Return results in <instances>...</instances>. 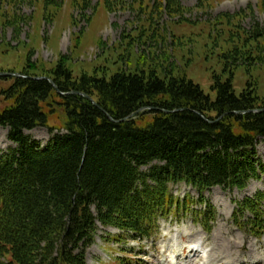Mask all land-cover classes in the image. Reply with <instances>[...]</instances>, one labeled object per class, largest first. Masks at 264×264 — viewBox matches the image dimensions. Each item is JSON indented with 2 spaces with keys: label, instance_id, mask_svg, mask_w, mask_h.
<instances>
[{
  "label": "trees",
  "instance_id": "1",
  "mask_svg": "<svg viewBox=\"0 0 264 264\" xmlns=\"http://www.w3.org/2000/svg\"><path fill=\"white\" fill-rule=\"evenodd\" d=\"M254 34L264 37V28ZM237 55L238 48L225 55L227 66L239 64ZM23 75L4 91L10 104L0 111L15 145L0 151V260L7 264H86L98 223L150 238L177 200L171 186H191L203 201L213 187L244 189L264 174L256 147L264 109L252 90L238 96L231 78L215 76L212 100L192 80L155 71L74 79L62 60L48 72L58 91ZM53 95L67 121L41 147L26 131L48 126ZM262 199L264 191L234 213L250 215L243 225L257 239Z\"/></svg>",
  "mask_w": 264,
  "mask_h": 264
},
{
  "label": "rangeland",
  "instance_id": "2",
  "mask_svg": "<svg viewBox=\"0 0 264 264\" xmlns=\"http://www.w3.org/2000/svg\"><path fill=\"white\" fill-rule=\"evenodd\" d=\"M258 27L264 28V0H0V72L48 77L62 60L74 79L155 71L165 80H192L212 100L218 76L231 78L238 96L252 90L264 109ZM234 48L240 62L229 67L225 55ZM13 83L0 78V111L10 104L4 91ZM58 101L55 95L48 100V126L26 131L42 146L67 121ZM258 141L264 163V138ZM13 146L0 126V151ZM171 190L179 202L158 217L150 238L134 240L98 223L86 264H264V236L255 238L243 225L248 213L234 214L238 203L264 191V176L242 190L213 187L203 201L184 183ZM259 208L264 223V199Z\"/></svg>",
  "mask_w": 264,
  "mask_h": 264
},
{
  "label": "water",
  "instance_id": "3",
  "mask_svg": "<svg viewBox=\"0 0 264 264\" xmlns=\"http://www.w3.org/2000/svg\"><path fill=\"white\" fill-rule=\"evenodd\" d=\"M0 77H22V75L19 74V73H9V72L8 73H3V72H0ZM35 79H47L53 85V87L58 91L57 86L54 84V82L51 79H49L47 77H39V78H35ZM75 93L81 94L79 92H75ZM86 97L88 99H90L96 106H98V104H96L90 97H88V96H86ZM175 111H179V109H177ZM134 116H136V113H134L133 115H131V117H134Z\"/></svg>",
  "mask_w": 264,
  "mask_h": 264
},
{
  "label": "bare ground",
  "instance_id": "4",
  "mask_svg": "<svg viewBox=\"0 0 264 264\" xmlns=\"http://www.w3.org/2000/svg\"><path fill=\"white\" fill-rule=\"evenodd\" d=\"M206 232H207V231H206ZM191 249L193 250V248H191ZM192 250H191V251H192Z\"/></svg>",
  "mask_w": 264,
  "mask_h": 264
}]
</instances>
